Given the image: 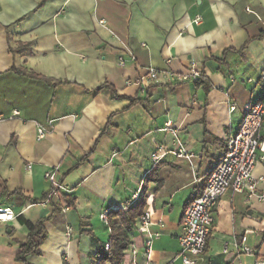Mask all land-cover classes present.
<instances>
[{
    "label": "crops",
    "instance_id": "obj_1",
    "mask_svg": "<svg viewBox=\"0 0 264 264\" xmlns=\"http://www.w3.org/2000/svg\"><path fill=\"white\" fill-rule=\"evenodd\" d=\"M228 49L238 53L221 71L217 60ZM191 63L205 82L173 77ZM149 69L157 78L145 93L127 85ZM262 74L264 0H0V209L43 220L45 238L28 263L94 264L109 234L102 215L129 207L143 190L160 237L146 259L144 236L134 233L139 252L123 264L172 263L183 210L220 161L245 105L261 98ZM166 122L175 135L163 129ZM259 135L264 143V119ZM178 142L192 157L177 156ZM158 148L166 154L154 163ZM49 169L73 207L65 199L57 212L50 203L29 204L51 189ZM253 176L264 191L262 151ZM17 217L0 222V264H24L16 257L28 230ZM258 259L264 201L227 191L197 264Z\"/></svg>",
    "mask_w": 264,
    "mask_h": 264
},
{
    "label": "built area",
    "instance_id": "obj_2",
    "mask_svg": "<svg viewBox=\"0 0 264 264\" xmlns=\"http://www.w3.org/2000/svg\"><path fill=\"white\" fill-rule=\"evenodd\" d=\"M246 10L250 12L249 8H246ZM194 22L199 23L200 17H197ZM119 64L123 65L121 59L119 60ZM173 77L179 83H197L200 80H204V74L196 63H191L185 73L173 75ZM156 78V71L149 69L147 76H142L134 82L130 81L127 85H131V83L139 85L140 91L145 93L146 88ZM259 80L264 81V74L261 75ZM248 81L251 82L252 80ZM263 119L264 92L258 101L245 105L239 128L227 137L225 149L220 161L205 178L201 190L195 192L185 206L181 221L182 232L178 237L180 250L170 264H174L176 259L180 260L181 264H197V260L203 255L206 249L207 241L212 230L214 210L220 198L227 191L233 193L245 192L248 197H255L259 201H264V191L260 192L257 188L258 183L262 179H256L253 176V169L257 161V151L264 152V143H261L259 135ZM163 129L173 135L177 131L171 128L170 122H166ZM44 134L45 129L40 127L38 129V139L42 138ZM178 146L177 156L192 157V155L186 154L180 142H178ZM165 154L161 148H158L152 154V160L154 163H157ZM44 176L51 183V189L66 191L61 184L55 181V172L53 169L47 170ZM138 196L139 194L135 193L133 200H137ZM47 203V201H44L40 204ZM16 217L17 215L11 208L0 209V222L11 221ZM102 219L108 224L106 215H102ZM152 225L154 223L151 221L150 212L144 211L137 221L136 232L144 236L142 255L146 259L150 258L153 241L160 237V231L158 229L154 230ZM156 226L160 227L161 222L158 221ZM244 241L245 238H242L241 242L243 243ZM104 249L108 250L107 243L104 245ZM223 251H227L226 245L223 247ZM138 252L137 245L134 241H131L124 252V260L126 258L133 259ZM240 252L245 254L252 253L250 249L244 246H240ZM149 264L157 263L149 261ZM255 264H264V261L258 259Z\"/></svg>",
    "mask_w": 264,
    "mask_h": 264
},
{
    "label": "trees",
    "instance_id": "obj_3",
    "mask_svg": "<svg viewBox=\"0 0 264 264\" xmlns=\"http://www.w3.org/2000/svg\"><path fill=\"white\" fill-rule=\"evenodd\" d=\"M238 52L233 50H225L221 59L217 60L219 68L224 71V67L227 64V57L230 54H237ZM241 53V52H239ZM204 80H200L197 83H203ZM100 90V89H97ZM155 168H153L146 176L145 182H150L153 179ZM159 182V181H157ZM159 187V186H157ZM145 190L142 191L141 195L135 202L126 208L111 209L107 212V226L109 229V235L107 238L108 250L104 249L103 244L97 247L93 254L94 264H123L124 263V252L128 248L129 243L132 241L133 234L136 233V224L139 217L144 212L146 204ZM61 199H65L68 207L74 206V200L59 190L50 189L43 197L39 200H30L29 204H40L44 201L54 205L56 212L62 210ZM19 222L24 225L28 230V235L25 241L18 242L19 253L16 257L17 260L24 264H29L27 257L32 254L38 253V248L45 238V230L43 226V220L37 223H31L24 219L22 216L17 217ZM92 235L91 232H88ZM94 242H97L94 236H92Z\"/></svg>",
    "mask_w": 264,
    "mask_h": 264
},
{
    "label": "rangeland",
    "instance_id": "obj_4",
    "mask_svg": "<svg viewBox=\"0 0 264 264\" xmlns=\"http://www.w3.org/2000/svg\"><path fill=\"white\" fill-rule=\"evenodd\" d=\"M105 232V234H107V232L106 231H104ZM107 235H109V234H107Z\"/></svg>",
    "mask_w": 264,
    "mask_h": 264
}]
</instances>
